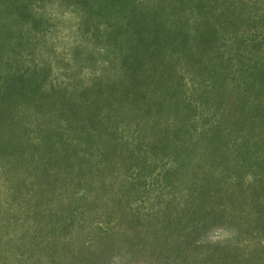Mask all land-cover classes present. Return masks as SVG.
Listing matches in <instances>:
<instances>
[{"label":"rangeland","instance_id":"obj_1","mask_svg":"<svg viewBox=\"0 0 264 264\" xmlns=\"http://www.w3.org/2000/svg\"><path fill=\"white\" fill-rule=\"evenodd\" d=\"M249 62L264 0H0V264H182L174 227L152 237L209 183L223 200L193 246L264 264L250 172L221 173Z\"/></svg>","mask_w":264,"mask_h":264},{"label":"trees","instance_id":"obj_2","mask_svg":"<svg viewBox=\"0 0 264 264\" xmlns=\"http://www.w3.org/2000/svg\"><path fill=\"white\" fill-rule=\"evenodd\" d=\"M243 67L244 72L249 71L253 76L259 78V89L254 93H247L251 96L242 97L243 100L247 99V102L242 103V100L235 102L239 105L232 117L235 120L233 125L238 132L247 134L242 136L241 146L234 145L232 147L234 152L229 155L225 163V169L221 170V173L226 175L228 182H232V179L233 181L238 180L241 171L249 170L250 175H248L247 183L240 188L238 196L243 199L244 206H251V216L255 218L257 214L264 215V63L255 62L250 65L249 62ZM243 86H247V84L242 83L241 91H245ZM248 103H253V107H249L248 115L244 116L245 107ZM228 132V129H225L222 131V135L225 136ZM215 144V142L209 143L211 146L209 148L215 150ZM198 191V193L190 195L194 205L191 208L189 207L185 223L176 224V226H173L174 221H169L167 224L166 221L158 223L156 234L152 237V241L158 240L163 234H171L170 230L174 227L177 233L171 250L176 253L177 257H181V255L187 257L182 264H214L212 259L215 255H212L208 248L204 249L205 247H203L204 251H197L196 244L193 246L196 241H193V237H196L197 234H203L210 223V219H215V214L211 217L212 214L207 212L209 209L208 203L213 202V199L222 201V190L219 188L218 183H209L202 186ZM196 203L199 207H196ZM255 219L254 221H257L258 218ZM145 221L147 224L153 225L151 219L146 218Z\"/></svg>","mask_w":264,"mask_h":264}]
</instances>
